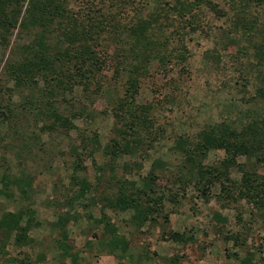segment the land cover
<instances>
[{
    "label": "trees",
    "instance_id": "1",
    "mask_svg": "<svg viewBox=\"0 0 264 264\" xmlns=\"http://www.w3.org/2000/svg\"><path fill=\"white\" fill-rule=\"evenodd\" d=\"M222 2L227 3L226 0H0V48L4 53L15 37L4 63L0 59V66L3 65L0 128L13 130L15 138L22 140L21 147L12 148H16L13 151L16 169L0 160V194L14 198L17 191L21 201L29 202L32 177L21 162L37 156L36 148L49 145L57 136L62 138V146L66 145L71 158L69 179L73 190L62 205L66 210L51 224L60 235L57 246L62 256L77 259L67 244L66 230L70 221L78 220L71 212L76 206L88 210L100 203L101 217H93L90 226L92 237L97 240L99 252L117 258L125 257L129 244L119 235L105 210L132 212L130 221L136 230L146 223L155 225L154 214L164 211L163 189L167 186L154 187L157 177L153 172L163 165L160 160L154 162L147 177L135 171L137 181L115 176V167L111 165L121 156H136L146 140V146L152 147L153 138L148 137L150 123L143 118L147 108L135 105L140 83L153 73L190 75L188 43L198 31H203L202 24L208 27L205 8L216 20L229 21L228 29L219 27V43L225 49H235V64L240 73L248 70L254 76L255 90L244 102L249 108L238 109L235 118L207 125L193 137L174 141L173 153L179 156L175 181L183 191L191 186L198 198L207 202L214 199L223 209L241 200L259 210L264 207V173L260 172L264 171V24H258V19L250 14L252 0H238L239 5L231 3L237 12L231 15L220 7ZM209 56L213 55L207 53L206 57ZM104 71L111 74L108 80ZM3 79L13 82V86L5 87ZM239 82L246 86L247 78L235 80L234 85ZM77 86L87 100L107 96L116 120L115 137L103 148V155L109 159L106 169L111 173L106 174L104 167L94 163L93 183L81 172L85 171L84 161L93 159L101 149L98 136L87 135V129L78 132L74 139L70 135L75 118L83 115V119L92 121L87 109L82 106L74 109V100L67 98ZM246 94L243 91L244 97ZM15 96L20 98L18 103H12ZM19 116L27 122V134L21 132L20 138L14 128ZM28 140L33 142L32 146ZM212 150H221L224 156L219 162L206 165L204 161ZM136 165L126 163L123 171L132 172ZM233 169L240 174L239 180L231 178ZM164 176L163 172L160 177ZM214 186H218L217 194L212 192ZM65 191L69 196V188ZM172 196L168 194L170 200H176L177 195ZM34 216L29 203L15 212L2 213L0 234L8 240L11 237L16 246L29 244L27 234L38 225ZM214 218L217 222L227 221L219 214ZM236 221L242 223V214ZM162 233L164 238L178 244L195 241L186 233L166 230ZM237 237L234 239L239 242ZM255 256L254 251H247L243 258L238 256L239 264H257ZM169 262L178 264L174 256Z\"/></svg>",
    "mask_w": 264,
    "mask_h": 264
},
{
    "label": "rangeland",
    "instance_id": "2",
    "mask_svg": "<svg viewBox=\"0 0 264 264\" xmlns=\"http://www.w3.org/2000/svg\"><path fill=\"white\" fill-rule=\"evenodd\" d=\"M226 1L227 3L222 2L220 7L230 15L237 14L232 5H239L238 0ZM249 5L250 14L258 19V24H264V0H252ZM204 12L206 22L213 27L209 23L207 28L205 23L202 24L203 31H198L193 41L188 43L190 75L182 76L175 72L164 76L153 73L150 78L143 79L140 83L135 105L147 108L143 118H147L150 123L148 137L153 138L152 147L146 146V140L143 150L136 156H121L110 164L115 167V176L137 181L135 171L142 177H147L153 170L155 161L160 160L163 163L162 166L154 168L153 172L157 177L154 187L158 189L167 186L163 189L164 211L154 214L155 225L146 223L136 230L130 221L132 212L113 213L105 210L117 227L119 235L124 236L129 244L125 257L117 258L99 252L97 240L92 237L90 226L93 225V217H101L100 203L88 210L76 206L71 212L78 220L70 221L66 230L67 244L72 247V253L77 259L73 261L71 257L62 256V250L57 246L60 235L51 224L56 221L57 215L66 210L62 205L66 197L73 195V190L69 179L71 158L67 155L66 145L62 146V138L57 136L49 145L36 148L37 156L32 160L21 162L32 177L30 201H21L17 191L14 198H5L0 194V217L4 212H15L29 203L35 211V222L38 223L28 232L27 236L31 242L27 245L16 246L11 237L8 240L5 235L0 234V264H171L169 259L173 256L177 258L178 264H239L238 256L243 258L250 250L256 253L257 264H264V207L259 210L254 204L241 200L235 206L223 209L214 199L207 202L198 198L191 186L183 191L175 181L178 165L176 160L179 156L173 153L174 141L179 137H193L207 125L235 118L238 109L249 108L250 105L244 102L255 90L254 76L249 75L248 70L240 73L239 66L235 64V49H225L219 43V27L228 29L229 21L227 18L216 20L214 14H210L206 8ZM14 40L15 37H12L11 45ZM10 47L5 53L0 48V59L3 63ZM109 49L112 50L111 45ZM207 53L213 56L207 58ZM215 65L218 66L217 70L214 69ZM2 67L3 65L0 66V71ZM151 71L154 72L155 67ZM110 75L104 71L105 80H108ZM242 78H247L246 86H243L244 82L234 85L235 80L240 81ZM2 84L9 88L13 86V82H7L5 79ZM243 91L247 93L246 97L243 96ZM67 98L74 100V109H80L82 106L92 115L91 122L89 119H83V115L73 120L75 128L70 132L71 137L74 139L78 132L87 129V135L95 133L101 144V149L94 154L93 159L84 161L85 171L81 172L93 183L96 176L94 163L104 167L106 174L111 173L106 169L109 159L103 155V148L115 137L113 128L116 120L111 114L112 105L109 104L107 96H92V99L89 97L87 100L82 88L78 86L67 94ZM19 99L17 96L13 97L12 103H18ZM150 104L153 106L150 107ZM60 109H63V106H60ZM14 128L19 131L18 137L21 132L27 134V122L20 116L18 121H15ZM159 129L161 131L156 135L155 132ZM15 137L13 130L7 132V127L0 128V160L6 161L11 169H16L14 166L18 164L13 153L16 148H12L22 145V140ZM46 140L47 138L43 137V142ZM28 145L32 146L33 142L28 140ZM223 156L221 150H212L204 163H217ZM238 160L244 161L243 158ZM133 162L137 163V169L124 172V164ZM163 172L166 176L160 177ZM230 176L234 180L240 178L236 169L231 171ZM66 188L70 190L69 196H66ZM212 192L217 194L218 186H214ZM168 194L177 195L176 200H170ZM215 214L221 215L227 221L217 222ZM239 214H242L241 224L236 221ZM162 230L190 234L195 241L178 244L164 238ZM236 237L239 242L241 240L244 243L236 242ZM42 256L44 258H41Z\"/></svg>",
    "mask_w": 264,
    "mask_h": 264
}]
</instances>
